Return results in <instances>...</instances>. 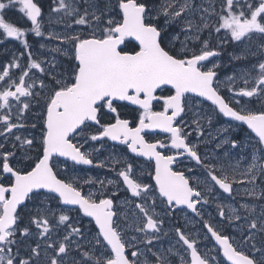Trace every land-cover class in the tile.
Segmentation results:
<instances>
[{
    "label": "snow or ice",
    "instance_id": "1",
    "mask_svg": "<svg viewBox=\"0 0 264 264\" xmlns=\"http://www.w3.org/2000/svg\"><path fill=\"white\" fill-rule=\"evenodd\" d=\"M57 3L45 21L40 0H0V45H22L0 63V264H264V0ZM13 9L30 28L10 22ZM29 33L57 46L34 47ZM228 43L240 68L221 78L212 58Z\"/></svg>",
    "mask_w": 264,
    "mask_h": 264
},
{
    "label": "flooded vegetation",
    "instance_id": "2",
    "mask_svg": "<svg viewBox=\"0 0 264 264\" xmlns=\"http://www.w3.org/2000/svg\"><path fill=\"white\" fill-rule=\"evenodd\" d=\"M43 9L45 10V2L43 0H40ZM45 12V11H44ZM8 18L10 20V22L12 21H16L19 23V26L24 27V28H30V22L27 21L25 18H23V15L21 13H19L17 10L13 9L9 12L8 14ZM46 20V18H45ZM53 25H59V24H53ZM45 26H47L45 24ZM77 31H81V30H77ZM0 32H2V30H0ZM223 34V31L222 33ZM35 35L33 33H29L28 35V40H30L29 42L31 44H33L34 46H37L41 43V40H44L46 43H48V47L52 48L57 46L55 41H47L45 38H37L35 37ZM126 44L128 45L126 50H131L134 46L137 45V43H135L134 41L130 40L128 38V40L126 41ZM22 48V45L19 44V42L12 40L11 38H8L7 42L3 45H0V63H4L6 64L8 62L9 56L11 54H13L14 52H16L18 49ZM5 50L8 52V55H4L3 53L5 52ZM221 52V50H219ZM222 53V52H221ZM48 52L45 50L44 53V57H47ZM218 59L217 57H213L212 60H216ZM14 71V70H13ZM220 71V70H219ZM228 75H230V73L225 72V71H220V76L221 78H225ZM173 94V90H171V88L165 87L163 90H158L156 95L158 97L160 96H167ZM203 98H199L197 99L196 103L200 104V101ZM123 104H126L127 107L124 109V112L127 114V118L130 120H133L134 118H138V116L140 115V109L139 106L136 105H131L129 102H121ZM210 102H204L203 104H200V107L203 108L204 112H209L210 111ZM153 110L154 111H162V101L157 100L153 102ZM198 110V109H197ZM185 121L187 122L188 127L186 128V131L191 133L192 139L195 142L198 138V131L196 130V128L194 127L193 124V114L189 113L188 116L184 117ZM201 125L203 128L207 129L208 125L205 121L201 120ZM227 126V118H224L221 116L219 117H215L213 120V127H212V131L215 132V130L217 128H219L220 126ZM133 126H135V121L133 123ZM250 130H242V131H238V135L242 136V137H247L249 134ZM254 135V134H253ZM168 134L163 133L160 130H146V139H148L149 141H154L155 139H167ZM108 147H111V142L109 143ZM116 151L119 152H123L124 151V146H119V148L116 149ZM108 154L107 151H102L101 153V157L106 156ZM134 154H130L129 153V158H131V156ZM140 160V164L141 167L146 171V172H151L152 168L148 165V163L144 162V158H139ZM63 167V165H61ZM79 170L80 173L83 174L84 172H87L89 175L94 176V177H100V178H114L113 173L106 169V168H93L91 166H76ZM189 168L191 169L193 167L192 164H190L188 161H185L184 164L181 165V168ZM187 174V173H186ZM149 183H151L152 181L149 180ZM87 190V189H85ZM123 195V192L121 191V196ZM235 199L237 201H241L243 202V190L241 189L240 193L236 195ZM226 211L228 210L227 208L225 209ZM157 211H159V209H157ZM206 211L208 212H212L213 215L215 214L214 212V206L212 207H208L206 209ZM73 215L76 216V219L79 221L80 220V216L77 215L75 212H73ZM189 219H192L191 216H189ZM84 222H89V218H84L82 220V223ZM175 223H179V224H183L184 223V213H177L176 214V220L174 221ZM90 227H93L92 225ZM205 244L207 245V247L211 248L212 247V242L210 241H205ZM213 255H216L215 251H213L212 253ZM222 257V253L220 254ZM218 259H220V257H217Z\"/></svg>",
    "mask_w": 264,
    "mask_h": 264
},
{
    "label": "rangeland",
    "instance_id": "3",
    "mask_svg": "<svg viewBox=\"0 0 264 264\" xmlns=\"http://www.w3.org/2000/svg\"><path fill=\"white\" fill-rule=\"evenodd\" d=\"M46 4H45V18L47 21V19L49 18V13L51 12V10H53L54 8H56L58 6L57 0H43ZM53 19V21H55V17H51ZM68 23H71V21H67ZM53 29L57 32L62 31L63 29V23H60L58 26L57 25H53ZM45 31V33H47V31L49 30L47 26L44 27L43 29ZM77 30H81L84 31L85 29L83 27L81 28H77ZM223 31V30H222ZM223 35V34H222ZM35 38V37H34ZM30 41V40H29ZM41 43H46L44 40H41ZM34 47H38L34 46ZM213 47H215V42L213 43ZM221 50V55L218 58L219 62L221 63L222 67L220 68V71H225L228 72L230 74H232L234 72V70H239L240 68V64L239 63H229L230 61V53H234V52H239L240 51V47L236 46L233 43H228L224 48L220 49ZM45 51L42 52V56L44 55ZM217 60V59H216ZM216 60H212L213 62H215ZM256 62L255 59H250L247 61H242L240 63L243 64H254ZM29 210H31V205L29 206ZM83 224L88 225L89 227L91 226L89 224V222H84ZM91 228V227H90ZM93 230H95L93 228ZM171 238V237H170ZM165 243H167V240L165 241Z\"/></svg>",
    "mask_w": 264,
    "mask_h": 264
},
{
    "label": "water",
    "instance_id": "4",
    "mask_svg": "<svg viewBox=\"0 0 264 264\" xmlns=\"http://www.w3.org/2000/svg\"><path fill=\"white\" fill-rule=\"evenodd\" d=\"M130 40H132V41H134L135 43H137L138 44V42L137 41H135L134 40V38H129ZM123 47V46H122ZM168 88H171V86H167ZM211 103V102H210Z\"/></svg>",
    "mask_w": 264,
    "mask_h": 264
}]
</instances>
